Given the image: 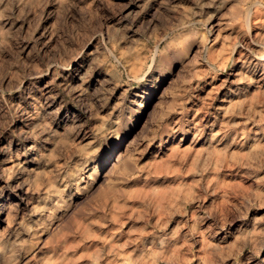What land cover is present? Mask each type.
I'll return each mask as SVG.
<instances>
[{"label": "rangeland", "instance_id": "obj_1", "mask_svg": "<svg viewBox=\"0 0 264 264\" xmlns=\"http://www.w3.org/2000/svg\"><path fill=\"white\" fill-rule=\"evenodd\" d=\"M0 264H264V0H0Z\"/></svg>", "mask_w": 264, "mask_h": 264}, {"label": "bare ground", "instance_id": "obj_2", "mask_svg": "<svg viewBox=\"0 0 264 264\" xmlns=\"http://www.w3.org/2000/svg\"><path fill=\"white\" fill-rule=\"evenodd\" d=\"M37 108H38V105L35 106V109H37ZM5 163H6V159L3 158L1 161V166H3Z\"/></svg>", "mask_w": 264, "mask_h": 264}]
</instances>
